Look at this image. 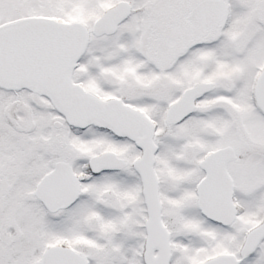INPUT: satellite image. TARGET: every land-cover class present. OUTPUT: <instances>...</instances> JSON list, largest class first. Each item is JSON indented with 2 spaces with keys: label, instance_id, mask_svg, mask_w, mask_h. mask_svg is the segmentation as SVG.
Listing matches in <instances>:
<instances>
[{
  "label": "snow or ice",
  "instance_id": "1",
  "mask_svg": "<svg viewBox=\"0 0 264 264\" xmlns=\"http://www.w3.org/2000/svg\"><path fill=\"white\" fill-rule=\"evenodd\" d=\"M0 264H264V0H0Z\"/></svg>",
  "mask_w": 264,
  "mask_h": 264
}]
</instances>
